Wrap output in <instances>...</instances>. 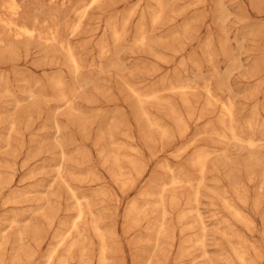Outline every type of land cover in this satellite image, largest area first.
<instances>
[{
    "label": "rangeland",
    "instance_id": "obj_1",
    "mask_svg": "<svg viewBox=\"0 0 264 264\" xmlns=\"http://www.w3.org/2000/svg\"><path fill=\"white\" fill-rule=\"evenodd\" d=\"M115 1L116 13L138 3ZM172 1V21L153 24L146 15L140 43L141 16L117 41L105 10L94 9L75 32L79 0H19L26 21L38 19L41 31H60L58 40L72 44L81 63L76 74L57 44L45 51L38 40L11 41L0 27L16 48L0 47V264H59L75 239L99 264L102 241L90 230L93 221L105 237L107 264H264V0ZM125 82L156 98L141 107ZM164 127L171 137L162 140ZM196 152L208 153L205 181L197 204L188 205ZM143 168L145 178L126 192L123 177H138ZM172 172L183 181L172 184ZM163 186L168 224L176 227L165 254L146 235L154 232H146V221L161 212ZM143 191L151 193L148 202ZM136 200L144 212L153 210L144 218L153 216L126 236L124 214ZM79 206L85 215L73 226ZM56 234L68 235L53 251ZM79 248L69 264H80ZM49 252H57L52 263Z\"/></svg>",
    "mask_w": 264,
    "mask_h": 264
},
{
    "label": "bare ground",
    "instance_id": "obj_2",
    "mask_svg": "<svg viewBox=\"0 0 264 264\" xmlns=\"http://www.w3.org/2000/svg\"><path fill=\"white\" fill-rule=\"evenodd\" d=\"M1 1V0H0ZM73 1L74 0H50V2L51 3H56V2H60L61 3V5L62 6H64V5H71L72 6V4H73ZM120 1V0H119ZM117 2V1H115V3H118V4H120L121 3V1L120 2ZM122 1H124V0H122ZM126 1V0H125ZM124 1V2H125ZM128 1V0H127ZM131 1V0H130ZM133 1V0H132ZM109 2V3H108ZM134 2V1H133ZM106 3H108V4H106ZM134 3H136V2H134ZM125 5H126V3H124ZM105 5H109V7H106ZM111 5H112V7H111ZM196 5V4H195ZM114 6H116L115 4H114V0H79V2L76 4V6H74L73 7V13H74V16L76 17V22H75V24L72 26V24H71V26H72V31H77V29H81V27L80 28H78V25L80 24V22H82V21H85V20H83V19H85V18H87V16L94 10V9H102V10H105L106 12H109L108 14H109V21H108V25L111 27L110 29H112L111 30V34H112V36H113V38H115L117 41L121 38V33H122V31L123 30H125L126 28H128L129 26H130V24H131V22H132V20H133V18L135 17V16H141V23L139 24V26H138V32H137V34H138V41L140 42V43H145V41H146V38H147V36H146V33H145V27H144V25H143V20H145V17H146V15L147 14H149L150 15V19H151V22L153 23V24H161V25H164V24H166L167 22H169V21H172V18H171V16L169 15V13H170V11H174V6H175V2L174 1H172V0H138V3L137 4H135V5H127V8L125 9V11H123V12H121V13H116V9L119 7H114ZM223 7V6H222ZM65 8V7H64ZM116 8V9H115ZM189 8V7H188ZM187 10V9H186ZM24 11V8H23V4L22 3H20L19 2V0H2L1 2H0V27H2L6 32H7V34H8V37L11 39V41H12V39H13V41L14 40H16V42H17V40L19 41V40H25L26 41V43H29V41H30V43H31V41L33 42V41H36V40H38V42L39 41H41L40 43V45H44L45 46V51H48V50H50V47L53 49V47L52 46H54L55 44H57L56 46H54V48L55 47H57V49L58 50H60L61 52H60V54L63 52V54L65 53L66 54V56H67V58H68V60H69V62H70V66H71V68L74 70V72H75V74L76 73H79V71L81 70V63H80V60H79V58H78V56H77V54H76V51H75V48H73L71 45H68V44H66V41L64 42V41H62V40H58V38H59V32H58V36H57V32H55V31H50L49 32V30H47L49 33H46L45 31L46 30H44L43 28V30H44V32H45V34L41 31V29H39V25H40V22L38 21V19H34V20H32V18H31V16L32 15H28L27 14V16H29V18H31V19H28V20H31V21H26L24 18H25V16L23 17V13H25V11ZM114 11H115V13H114ZM185 11V10H184ZM182 12V11H181ZM181 12L179 13V14H181ZM25 15H26V13H25ZM36 16V15H35ZM180 16V15H179ZM186 16V15H185ZM78 20V21H77ZM107 20V19H106ZM52 22V21H51ZM50 23V22H49ZM107 23V22H106ZM47 25H48V23H47ZM47 25H45V27H47ZM83 25V24H82ZM187 25V27H188V24H186ZM185 25V26H186ZM41 26V25H40ZM44 26V25H43ZM52 26V25H51ZM50 25H49V29H53V27H51ZM67 26V25H66ZM70 26V25H69ZM68 26V28H70ZM80 26V25H79ZM84 26V25H83ZM109 26H107V29L109 28ZM135 27V26H134ZM184 28V27H183ZM57 29H59V26H57ZM109 29V30H110ZM54 30V29H53ZM70 31H71V29H69ZM188 30V29H187ZM72 31H71V33L70 34H74V33H72ZM78 33V32H77ZM75 35V34H74ZM228 35V34H227ZM8 37H7V39H8ZM73 37V36H72ZM124 37V36H123ZM5 38L6 37H4L3 36V33H2V31L0 30V47H7V48H9L10 50H14V49H16L15 48V46L12 44L13 42H11V41H8L9 43H7L6 42V40H5ZM60 39H61V36H60ZM11 42V43H10ZM16 42H14V43H16ZM37 42V41H36ZM37 42V43H38ZM42 42H43V44H42ZM19 43V42H18ZM22 42H20V44H21ZM33 43H35V42H33ZM60 43V44H59ZM25 44V43H24ZM17 45V44H16ZM26 45H28V44H26ZM30 45V44H29ZM103 47H104V45H102ZM102 48V47H101ZM3 48H0V50H2ZM57 49H54V50H57ZM103 49V48H102ZM109 49V48H108ZM5 50V49H4ZM105 50V49H104ZM102 51V50H101ZM106 51V50H105ZM44 52V51H43ZM27 55V54H26ZM59 55V54H58ZM103 55V54H102ZM101 55V56H102ZM28 56V55H27ZM65 56V57H66ZM26 57V56H25ZM70 71V70H69ZM63 74H61V76H62ZM59 79V78H58ZM61 80V79H60ZM60 80H58V81H56V85H57V87H60V88H62L63 89V87H62V82L60 81ZM126 81V80H125ZM5 82V81H4ZM54 82V81H53ZM26 84V83H25ZM124 84H126L127 86L126 87H128V89H129V91L131 92V94H133V97L135 98V100H136V102L142 107L143 106V103L145 102V99H151V98H156V93H154V94H152V93H142V92H140L138 89H137V87L136 86H134L133 84H131V83H128V82H125ZM56 85H55V87H56ZM26 87V86H25ZM59 90V89H58ZM207 90H208V92H209V94L210 95H212L211 93V89L210 88H207ZM6 91V90H5ZM148 91V90H147ZM57 92H59V91H57ZM61 92H63V91H60L59 92V94H61V97H59V99L60 100H66L67 99V96H66V94L65 93H61ZM150 92V91H149ZM176 92V91H175ZM32 94H34L33 93V91H32ZM208 94V95H209ZM157 95H158V93H157ZM34 96H35V94H34ZM64 100V101H65ZM152 100V99H151ZM154 101H157V100H154ZM187 101V100H186ZM157 103H159V101L157 102ZM160 103H162V102H160ZM159 103V104H160ZM170 103V102H169ZM217 103V102H216ZM209 104H210V102H209ZM218 104V103H217ZM171 103H170V106L169 107H171ZM218 106V105H217ZM222 107H223V110H224V113L225 114H228V115H232V106L230 107V106H228V105H226V104H222ZM172 110L174 109L173 108V106H172V108H171ZM176 109V108H175ZM171 110V111H172ZM174 112V111H173ZM4 114V113H3ZM141 116H143V117H148V113L144 110V109H142L141 110ZM147 120H148V118H147ZM151 124H153L151 121H149ZM158 126V125H157ZM153 127V126H152ZM181 128H183V127H181ZM184 129H185V127H184ZM161 139L162 140H164V139H168L169 138V136L171 135L170 134V132L167 130V129H165V127L164 128H162L161 130ZM185 133V132H184ZM208 133H210V134H212V133H215V134H217V135H219V136H221V137H225V133L224 134H222V133H220L219 131H215V130H210ZM181 134V133H180ZM181 135H183V133L181 134ZM168 137V138H167ZM171 137V136H170ZM114 141V140H113ZM242 141V140H241ZM246 142H248V141H246ZM109 144H111V143H109ZM112 144H116V143H112ZM248 144V143H247ZM249 144L252 146L253 145V142L252 141H249ZM117 145V144H116ZM115 145V146H116ZM118 146V145H117ZM112 147H114L113 145H112ZM116 148V150H117V147H115ZM114 148V149H115ZM119 148V147H118ZM120 149V148H119ZM48 151V150H47ZM180 154V153H179ZM195 154V153H194ZM196 156H195V159H194V156H193V159H194V164H192L191 166H195V168H196V174L195 175H193L191 178H189L188 179V181L186 182L187 183V185H188V187H189V192H188V198H187V203L186 204H188V205H192V204H194V203H196L197 204V202L199 201V197H200V195H201V188H202V186L204 185V181H205V176H204V173H205V171H206V163H207V158H208V153H206V152H196V154H195ZM116 156H117V154H116ZM118 157V156H117ZM191 160H192V158H191ZM132 162V161H131ZM123 166L122 165H118V171L120 172V173H122V171H123ZM146 172H147V169L145 168H143L142 169V171L141 172H139V170H138V177L137 176H132L131 174H129V175H127V176H124L123 177V179L125 178V181L124 182H122V184H121V187L123 188V189H125V191L126 192H129V191H131L132 189H134L137 185H138V183L140 182V181H142V179H144L145 178V175H146ZM137 173V172H136ZM119 175H121V174H119ZM123 175V174H122ZM137 177V178H136ZM157 179V178H156ZM159 179V178H158ZM156 181V180H155ZM180 181H183V180H181L178 176H176V174L174 173V172H172V175H171V182H172V184H178ZM65 183V182H64ZM156 185V184H155ZM154 185V186H155ZM164 185L166 186V184L164 183ZM66 186V185H65ZM67 186L69 187H67L68 189H71V186L69 185V184H67ZM165 186H163V188L160 190V195H161V198L159 197V199L161 200V203H162V194H163V191L165 190L164 188H165ZM75 192V191H74ZM165 192V191H164ZM73 193V192H72ZM72 193H71V195H72ZM158 193V194H159ZM151 195V193H149V192H146V191H143L142 192V194L140 193V195H142V198H144L145 196H147V195ZM73 195H74V198L76 197V195H75V193H73ZM159 195V196H160ZM165 195V194H164ZM153 196V195H152ZM151 196V197H152ZM166 196V195H165ZM73 197V196H72ZM78 197V196H77ZM76 197V198H77ZM148 197V200H147V202L149 201V196H147ZM171 197V196H170ZM156 198V197H155ZM78 199V198H77ZM81 199V198H80ZM164 199V198H163ZM173 199H175L174 197L171 199L172 200V205H171V208L174 206L175 208H174V210L176 209V206H175V200H173ZM16 200V199H15ZM160 200H158V203H156L157 205L160 203ZM77 201H80L79 199L77 200ZM166 201V200H165ZM164 201V202H165ZM80 203V202H79ZM146 203V202H145ZM171 202H169L168 204H170ZM51 204V203H50ZM144 204V203H143ZM147 204V203H146ZM176 204H177V202H176ZM80 205V204H79ZM151 205H153V204H151ZM160 205V204H159ZM144 206V205H143ZM143 206L139 203V200L137 201H134V202H132V204H130L129 205V207H128V212L126 213V214H124L125 215V219L128 221V223H126L127 221H125V219H124V222H125V224H123L124 225V234L127 236L128 234H130V232H132V231H134L135 229V227H136V224L138 223V221H139V223H141V220H143V218H144V214L145 213H147V212H149V211H147V208L145 209L144 208V210L145 211H147V212H144L143 211ZM147 206V205H146ZM154 206V205H153ZM153 206H152V208H153ZM156 206V205H155ZM169 207V206H168ZM166 205H165V203H162L158 208H157V212H158V209L159 208H161V212H159L160 213V216L158 215L159 213H157L156 214V216L155 217H157L156 219V221L153 219V223H151V222H149L152 218L150 217V216H147V218H151V219H147L146 217V219L148 220V221H146L147 223H146V225H149L148 223H150V228L148 227V230L146 231V232H148L149 231V229H151L152 231H154L153 232V235H152V233L149 231V235L148 234H146L148 237V239L149 240H153V246H154V249H156L157 251H159V253H164V251L166 250V247L168 246V244L170 245V246H174V244H175V236L173 235L174 234V232H176V231H174L173 232V230H175L174 228H176V227H174V226H172V227H169V224H168V216H169V209L170 208H168ZM190 207V206H189ZM152 208H150V209H152ZM148 209H149V206H148ZM149 209V210H150ZM155 209H156V207H155ZM192 209V208H191ZM172 210V209H171ZM173 211V210H172ZM191 211V210H190ZM142 213H143V215H142ZM149 213H153V210H152V212H151V210H150V212ZM154 213H156V212H154ZM148 214V213H147ZM84 215H85V212H84V210L79 206V208H78V213H77V217L75 218V220L72 222V224H73V226H77V224H76V222L78 221V220H81L83 217H84ZM150 215V214H149ZM182 215V214H181ZM188 215H189V212H185L184 213V215L183 216H181L182 218H181V220L182 219H186L187 217H188ZM141 216H142V218H141ZM145 216H146V214H145ZM144 218V220H146ZM50 219V218H49ZM184 219V220H185ZM144 220H143V222H144ZM183 220V221H184ZM152 221V220H151ZM46 222H48V221H46ZM143 222H142V224H143ZM138 223V224H139ZM138 224H137V226H138ZM141 224V225H142ZM174 225V224H173ZM147 227V226H146ZM145 227V228H146ZM122 228V229H123ZM173 228V229H172ZM90 230H92L95 234H97V236H99V239H101V241H102V246H101V251H100V257H99V264H107V260H108V258H107V244H106V241H105V237L103 236V234L101 233V226H100V223L98 222V221H93L92 222V224L90 225ZM135 232V231H134ZM173 232V233H172ZM20 233V232H19ZM110 233V232H109ZM21 234V233H20ZM133 234V233H132ZM172 234V235H171ZM64 235V234H63ZM61 236L60 234L59 235H55V242L58 244H55V246H53L51 249H53V251H57L58 249H60V248H62L63 246H64V244L63 245H61L62 247H59V244H61V243H59V241L60 242H63V241H65V240H63V239H65L66 237H67V235L64 237V236ZM112 235V234H111ZM150 235L152 236V237H150ZM202 235V234H201ZM204 236V235H203ZM89 237V236H88ZM111 237V236H110ZM22 238V237H21ZM57 239H60V240H57ZM86 239V238H85ZM84 239V240H85ZM144 239V238H143ZM110 240H112L111 238H110ZM147 240V239H146ZM204 238L203 237H199V238H197L196 239V242L198 243V244H202L203 245V243H204ZM58 241V242H57ZM65 243V242H64ZM70 244V245H69ZM67 246H65L64 248H65V251H63V252H65L62 256H59V258H58V260L60 259V263L61 264H69V259L72 257V255H73V253H74V251L76 250V249H78L79 247H80V242H79V240L78 239H75V240H73L72 242H70ZM85 244V243H84ZM84 244H83V246H84ZM91 244H92V242H91ZM167 244V245H166ZM57 245V246H56ZM166 245V246H165ZM57 247V248H56ZM59 247V248H58ZM172 247H170L171 249H172ZM54 248H55V250H54ZM80 249V251H79V263L80 264H93L91 261H93V258H91V256L89 255V253H88V251H87V249L86 248H79ZM111 250V249H110ZM52 250H51V252H53ZM51 252H49V254L51 253ZM110 252H112V251H110ZM167 252V251H166ZM186 252V251H185ZM57 253V252H56ZM55 252L54 253H52V255L50 254L49 255V257H48V255H47V259L48 258H50L51 256H52V258H50V260L51 259H53V258H55L56 256L54 255V254H56ZM97 253H99V251L97 252ZM111 254V253H110ZM165 254V253H164ZM53 255L55 256V257H53ZM205 255H207V251H204L203 252V254H202V257L203 256H205ZM115 256V255H114ZM182 255H180V257H181ZM60 257H63V258H60ZM201 257V256H200ZM242 257V256H241ZM57 258V257H56ZM61 259H62V261H61ZM64 259V260H63ZM50 260L48 259V261H49V263H52V262H50ZM98 260V259H97ZM47 262V261H46ZM94 262V261H93ZM109 262V261H108ZM111 262V261H110ZM109 262V263H110ZM48 263V262H47ZM57 263H59V261L57 262ZM59 263V264H60ZM114 264H115V260H114ZM125 264V263H124ZM159 264H163L162 262H159ZM193 264V263H192Z\"/></svg>",
    "mask_w": 264,
    "mask_h": 264
}]
</instances>
